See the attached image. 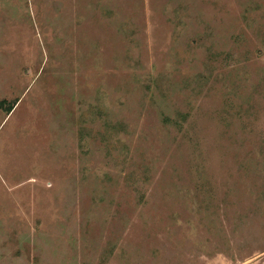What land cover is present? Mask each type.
Wrapping results in <instances>:
<instances>
[{
    "label": "rangeland",
    "instance_id": "1",
    "mask_svg": "<svg viewBox=\"0 0 264 264\" xmlns=\"http://www.w3.org/2000/svg\"><path fill=\"white\" fill-rule=\"evenodd\" d=\"M0 264H264V0H0Z\"/></svg>",
    "mask_w": 264,
    "mask_h": 264
}]
</instances>
